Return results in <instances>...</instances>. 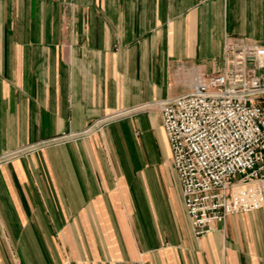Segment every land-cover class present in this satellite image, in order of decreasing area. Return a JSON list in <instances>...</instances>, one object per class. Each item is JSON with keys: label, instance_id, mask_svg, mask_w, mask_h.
<instances>
[{"label": "crops", "instance_id": "1", "mask_svg": "<svg viewBox=\"0 0 264 264\" xmlns=\"http://www.w3.org/2000/svg\"><path fill=\"white\" fill-rule=\"evenodd\" d=\"M231 39L264 0H0V264H264V206L193 235L156 105Z\"/></svg>", "mask_w": 264, "mask_h": 264}, {"label": "built area", "instance_id": "2", "mask_svg": "<svg viewBox=\"0 0 264 264\" xmlns=\"http://www.w3.org/2000/svg\"><path fill=\"white\" fill-rule=\"evenodd\" d=\"M224 52L225 69L156 104L195 237L264 206V45L231 39ZM79 135L37 142L4 159Z\"/></svg>", "mask_w": 264, "mask_h": 264}]
</instances>
